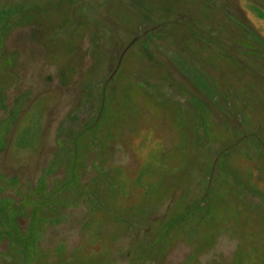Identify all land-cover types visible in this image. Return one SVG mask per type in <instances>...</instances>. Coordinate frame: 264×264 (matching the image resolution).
I'll return each mask as SVG.
<instances>
[{"label":"rangeland","instance_id":"obj_1","mask_svg":"<svg viewBox=\"0 0 264 264\" xmlns=\"http://www.w3.org/2000/svg\"><path fill=\"white\" fill-rule=\"evenodd\" d=\"M228 1L0 0V264H264V0Z\"/></svg>","mask_w":264,"mask_h":264},{"label":"trees","instance_id":"obj_2","mask_svg":"<svg viewBox=\"0 0 264 264\" xmlns=\"http://www.w3.org/2000/svg\"><path fill=\"white\" fill-rule=\"evenodd\" d=\"M223 3L226 6V8H231L229 1L227 2V0H223Z\"/></svg>","mask_w":264,"mask_h":264}]
</instances>
